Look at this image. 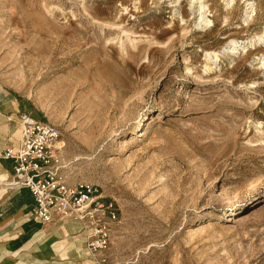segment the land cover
Wrapping results in <instances>:
<instances>
[{"label":"rangeland","instance_id":"1","mask_svg":"<svg viewBox=\"0 0 264 264\" xmlns=\"http://www.w3.org/2000/svg\"><path fill=\"white\" fill-rule=\"evenodd\" d=\"M261 34L264 0H0V104L113 203L104 264H264Z\"/></svg>","mask_w":264,"mask_h":264},{"label":"crops","instance_id":"2","mask_svg":"<svg viewBox=\"0 0 264 264\" xmlns=\"http://www.w3.org/2000/svg\"><path fill=\"white\" fill-rule=\"evenodd\" d=\"M16 96L0 104V153L21 138ZM14 161L0 155V264H95L87 243L89 229L79 219L35 218L36 200L27 186L11 184ZM108 202V199H103Z\"/></svg>","mask_w":264,"mask_h":264},{"label":"built area","instance_id":"3","mask_svg":"<svg viewBox=\"0 0 264 264\" xmlns=\"http://www.w3.org/2000/svg\"><path fill=\"white\" fill-rule=\"evenodd\" d=\"M17 120L19 144H8L0 153L14 161L11 184L31 189L36 200L34 216L40 221H50L56 215L81 220L89 229L87 243L95 264H104L105 258L100 256L109 240L105 218L116 217L113 203H102L91 189L72 188L55 178L53 164L58 158L60 131L54 123L37 119L29 112L18 113Z\"/></svg>","mask_w":264,"mask_h":264},{"label":"bare ground","instance_id":"4","mask_svg":"<svg viewBox=\"0 0 264 264\" xmlns=\"http://www.w3.org/2000/svg\"><path fill=\"white\" fill-rule=\"evenodd\" d=\"M200 7H201V12H200V18H201V21H203L204 20V22H207V21H209L210 20V18H208L204 13V10H202L203 9V3L201 2L200 4ZM249 8V7H248ZM249 11V10H248ZM248 11H246V12H248ZM251 13V12H250ZM251 15V14H250ZM262 39H264V34H261V35H258V36H254V37H251V38H249V39H247V40H244V42L242 43V42H239L238 40H235V39H232L231 41H230V44H229V47H228V51H230V52H233V51H235V50H237V49H239L241 46H247L248 44H252L254 41H256V40H262ZM263 64H264V61H263Z\"/></svg>","mask_w":264,"mask_h":264}]
</instances>
